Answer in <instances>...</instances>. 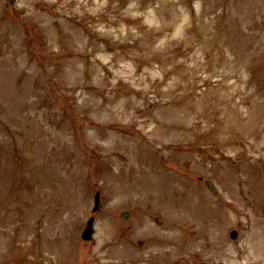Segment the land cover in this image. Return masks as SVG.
<instances>
[{"label": "rangeland", "instance_id": "rangeland-1", "mask_svg": "<svg viewBox=\"0 0 264 264\" xmlns=\"http://www.w3.org/2000/svg\"><path fill=\"white\" fill-rule=\"evenodd\" d=\"M0 264H264V0H0Z\"/></svg>", "mask_w": 264, "mask_h": 264}, {"label": "bare ground", "instance_id": "bare-ground-1", "mask_svg": "<svg viewBox=\"0 0 264 264\" xmlns=\"http://www.w3.org/2000/svg\"><path fill=\"white\" fill-rule=\"evenodd\" d=\"M154 183H155V181H153V180H149V185H148V187L150 188V189H154L155 187H154ZM171 199L169 200V202L167 203V205L170 207V208H172V207H176V206H178V205H180L181 204V202H183L182 201V198L183 197H180V195L178 194V195H175V193L173 192L172 194H171ZM154 197V195H152V198Z\"/></svg>", "mask_w": 264, "mask_h": 264}, {"label": "water", "instance_id": "water-1", "mask_svg": "<svg viewBox=\"0 0 264 264\" xmlns=\"http://www.w3.org/2000/svg\"><path fill=\"white\" fill-rule=\"evenodd\" d=\"M123 215L126 217L128 215V213H124ZM92 222H93V220L91 219L90 220V224H89V226L86 229L85 234H84L85 237H87V238L91 237V233H92Z\"/></svg>", "mask_w": 264, "mask_h": 264}]
</instances>
